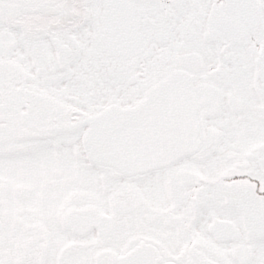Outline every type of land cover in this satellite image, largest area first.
<instances>
[{
    "label": "snow or ice",
    "instance_id": "snow-or-ice-1",
    "mask_svg": "<svg viewBox=\"0 0 264 264\" xmlns=\"http://www.w3.org/2000/svg\"><path fill=\"white\" fill-rule=\"evenodd\" d=\"M0 264H264V0H0Z\"/></svg>",
    "mask_w": 264,
    "mask_h": 264
}]
</instances>
